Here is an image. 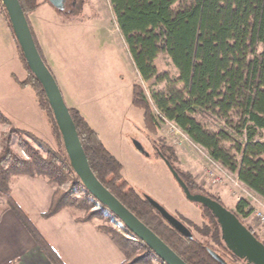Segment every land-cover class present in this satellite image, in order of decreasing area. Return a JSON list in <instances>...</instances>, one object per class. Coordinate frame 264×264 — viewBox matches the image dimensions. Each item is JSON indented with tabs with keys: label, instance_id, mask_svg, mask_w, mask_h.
<instances>
[{
	"label": "trees",
	"instance_id": "1",
	"mask_svg": "<svg viewBox=\"0 0 264 264\" xmlns=\"http://www.w3.org/2000/svg\"><path fill=\"white\" fill-rule=\"evenodd\" d=\"M19 3L36 48L52 74L28 19V15L36 11L40 4L37 0H19ZM110 3L128 53L141 79L146 82L153 79L157 73L156 59L159 55L166 54L188 90L192 101L177 105L175 111L169 109L167 104L162 105V109H169L167 118L214 162L230 174L236 175L238 182L249 192L264 200V0H110ZM83 6L84 0H65L61 9L52 7L59 16L72 19L83 13ZM20 56L29 75L26 81L18 83L20 87L34 90L40 109L50 121L53 135L59 139L61 133L44 89L30 71L21 49ZM133 105L144 112L146 130L155 133L157 120L139 85L133 87ZM68 110L94 176L128 211L186 264H220L211 252L225 260L208 244L194 236L193 239H188L169 225L152 206L151 202H156L154 199L140 195L124 181L122 165L104 147L97 133L81 114L69 107ZM200 119L220 121L223 126L219 127L218 132L212 133ZM0 123L12 126L1 113ZM12 130L17 134H27L15 128ZM28 135L46 146L36 136ZM224 143H229L231 148H225ZM21 144L26 147L30 160H21L7 145L3 147L0 162L8 159L10 167L4 171L0 166L1 181L6 182L10 173L41 176L53 186L69 181L83 197L76 199L70 192L55 189L51 206L44 217H51L66 207H74L85 212L84 222L103 218L101 213L91 212L93 205L90 201L94 198L73 171L63 147L61 153L47 148L48 156L43 158L28 144ZM155 149L174 167V157L169 149ZM156 155L160 157L158 152ZM174 169L183 181L184 187L180 188L185 199L198 207L203 219L208 221L200 230L201 235L216 244L225 256H231L239 262L222 240L217 217L191 198L202 195L223 205L222 201L205 192L190 176L175 167ZM71 170L75 179L71 178ZM9 203L11 210L49 261L52 264H63L16 202L10 198ZM233 212L242 221V218L250 217L253 209L247 200L241 199ZM175 217L190 231L191 227L199 230L183 216ZM98 230L109 235L124 254L125 261L122 264H166L144 242H134L127 235L107 225L99 224ZM125 233L130 235L127 229ZM254 235L257 237L255 233Z\"/></svg>",
	"mask_w": 264,
	"mask_h": 264
},
{
	"label": "crops",
	"instance_id": "2",
	"mask_svg": "<svg viewBox=\"0 0 264 264\" xmlns=\"http://www.w3.org/2000/svg\"><path fill=\"white\" fill-rule=\"evenodd\" d=\"M37 1L40 5L28 15V19L66 105L81 114L97 133L104 147L117 160V148L108 140L106 132L109 130L101 122L104 117L103 107L106 103L113 104V100L108 97L113 88L111 91L109 85L105 84L109 82L105 78L113 76L109 72V56H114L107 43H113L112 40L116 38L121 44L118 25V34L115 35L101 17L96 23L95 18L85 21L66 19L59 16L45 0ZM20 49L6 9L0 2V113L14 128L30 132L49 143L53 139L49 120L40 109L34 90L20 87L18 83L28 78ZM98 86H104L100 94L97 91ZM141 126L144 127V119ZM5 127L6 125L0 123V136ZM136 143L137 139L131 140L133 148L143 155L146 152L149 158L151 155L148 151L152 146L150 148L147 143V149L146 145L139 143L143 149L141 152ZM158 159L163 162L176 186L177 190L173 191L172 197H175V192H180L186 204L192 205L185 199L164 161L160 157ZM18 179L11 190L13 200L63 264H122L125 261L124 254L110 236L98 230L97 222L82 221V210L66 207L51 217H44L51 206L55 191L47 180L28 176ZM153 198L170 214L181 215L194 223H200V213L194 206L188 207L186 212V204L181 200L182 204L178 206L165 195L154 193ZM254 200L255 203L248 202L252 209L264 213V200L255 195ZM237 204L238 201L232 204L233 207L226 206L232 211ZM0 264H52L12 211L5 212L0 218Z\"/></svg>",
	"mask_w": 264,
	"mask_h": 264
},
{
	"label": "rangeland",
	"instance_id": "3",
	"mask_svg": "<svg viewBox=\"0 0 264 264\" xmlns=\"http://www.w3.org/2000/svg\"><path fill=\"white\" fill-rule=\"evenodd\" d=\"M82 12L83 13L80 16L72 19L85 21L86 19L95 18L96 21H94V23H96L98 22L97 20H101V17L107 24H109L110 32L115 35L118 34L117 23L110 0H84ZM112 41L113 43L108 42L107 44H109L111 53H114L113 57L109 56L111 61V64H109V72H112L113 76L105 78L106 82L107 80L109 81L105 84L109 85L108 88L111 91L113 88L111 95H108V97L113 100V104L110 105L106 103V106L102 109L104 117L101 113L100 115L103 117L101 122L102 126L109 130L106 132L109 137L108 140L112 141L114 146L117 148L116 150L119 157L117 160L122 164L124 181H127L130 187H132L140 195L143 193L144 195L146 194L145 196L152 197V199H154L153 196L155 193L159 196H168L175 205L179 206L182 204L181 202L186 204L187 202L184 200L180 192H175V197H172L173 191L177 190L176 186L168 174L165 165L158 159V155H156V153L160 151H156L155 148L158 149L166 147L170 150V154L174 157V167L190 176L192 180L205 192L219 198L225 207H233L232 204L236 201L239 202L241 199L255 203L254 194L249 192L238 182L236 175L230 174L222 168L221 165L214 162L205 151L191 142L190 139L167 118L169 109L175 111L177 105L186 101H192L187 88L180 79L179 73L169 56L166 54L158 56L155 61L157 69L156 76L146 82L141 79L133 64L122 34L120 33L121 44L116 38ZM134 85L142 87L150 109L156 117L158 127L155 133H149L146 130L145 124L144 127L141 126L143 124L144 112L134 107L132 103ZM103 87L104 86H98L97 91L99 94L101 89H104ZM163 104H167L169 109H162ZM200 121L205 128L212 133L218 132L219 127L223 126L220 121H213L212 119H200ZM13 128V126L6 125L4 131L2 132L3 135L1 134L0 136V161L3 156V147L5 148L7 145L6 147L10 149L14 155L21 160L28 162L30 160V156L26 147L21 144L22 142L24 144H28L31 148H33V150L39 152L43 158L48 156L47 148L57 153H61L63 149L65 150L62 136L59 139L56 138L53 135L51 125L50 128L53 139L49 143L42 140L46 146L39 144L28 135L32 133L20 130L21 132H26L27 134H17L12 130ZM5 134L6 137L4 138L3 136ZM132 139H137V143L146 145L147 149V143H149L150 148L152 146L151 150L148 151L151 156L147 158L146 152L145 155H143L136 151L131 144ZM224 147L229 149L231 148V145L229 143H224ZM152 150H154V153ZM9 165L10 162L8 159L2 163L0 162V166L4 171L9 169ZM71 173V178L75 179L76 176L72 170ZM23 176L31 177L29 175L10 173L8 174L6 182L1 181L0 179V218L5 212L12 211L9 203V199H13L11 196V190L19 180L18 178ZM44 179L47 180L46 178ZM53 187L54 189L59 188L63 192H70L71 196L76 199L83 197V194H81L77 188L72 186V183L69 181L61 184L60 186L55 185ZM90 203L93 205L91 212L101 213L103 215V218H97L94 220L95 222L110 226L119 233L127 235V238L129 239V235L126 234L124 230H120L116 220H114L111 214L107 213L104 209L100 210V207L97 206L94 200H91ZM190 206L194 205L186 204V212H188V207ZM194 207L200 213L201 221L197 224L189 220L196 225L197 228H199V230H197L196 228L190 226L193 236L199 241L208 244V246L215 251L219 252L228 264H244L241 261L238 262L234 260L231 256H225L221 251H219L216 244L201 235L200 230L205 227L208 221L203 219L201 210L196 206ZM235 210L236 208L232 211ZM255 211L256 209L253 210V213L249 218H242V221L245 225L250 227L259 240L264 243V229L261 228L260 223L253 216Z\"/></svg>",
	"mask_w": 264,
	"mask_h": 264
},
{
	"label": "water",
	"instance_id": "4",
	"mask_svg": "<svg viewBox=\"0 0 264 264\" xmlns=\"http://www.w3.org/2000/svg\"><path fill=\"white\" fill-rule=\"evenodd\" d=\"M47 1L57 9H61L65 3V0ZM2 4L8 14L11 28L21 48L23 57L30 71L35 75L44 89L54 119L61 133L72 169L77 177H79L85 189L92 195L96 203L106 207L107 210H105L113 216L116 222H121L124 225L125 230L127 229L130 235L144 242L155 253L158 259L166 264H186L150 229L128 211L94 176L60 88L36 48L19 0H2ZM136 147L141 152L143 151L139 143H136ZM158 154L178 185L184 187L183 181L174 167L160 152ZM191 200L205 206L217 217L218 223L221 226L222 240L236 259L244 264H264V243L251 232L233 211L213 199L202 195L193 196ZM151 204L169 225L184 237L193 239L192 232L174 215L166 211L157 202L152 201ZM211 254L220 264H228L216 253L211 252Z\"/></svg>",
	"mask_w": 264,
	"mask_h": 264
},
{
	"label": "built area",
	"instance_id": "5",
	"mask_svg": "<svg viewBox=\"0 0 264 264\" xmlns=\"http://www.w3.org/2000/svg\"><path fill=\"white\" fill-rule=\"evenodd\" d=\"M96 203V202H95ZM97 206L100 207V210L103 209V207L99 204L96 203ZM105 210V209H104ZM106 211V210H105ZM107 213H109L108 211H106ZM110 214V213H109ZM253 216L256 218V220L260 223V226L262 229H264V213L260 212V211H255ZM118 227L120 228V230H124L125 231V227L121 222H117ZM129 239L133 240V241H137V238H135L132 235H129Z\"/></svg>",
	"mask_w": 264,
	"mask_h": 264
}]
</instances>
